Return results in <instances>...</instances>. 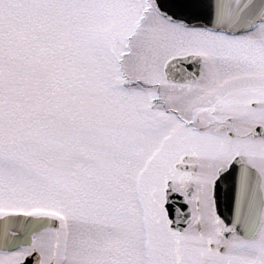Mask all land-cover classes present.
Here are the masks:
<instances>
[{
  "label": "snow or ice",
  "instance_id": "snow-or-ice-1",
  "mask_svg": "<svg viewBox=\"0 0 264 264\" xmlns=\"http://www.w3.org/2000/svg\"><path fill=\"white\" fill-rule=\"evenodd\" d=\"M0 264H264V0H0Z\"/></svg>",
  "mask_w": 264,
  "mask_h": 264
}]
</instances>
